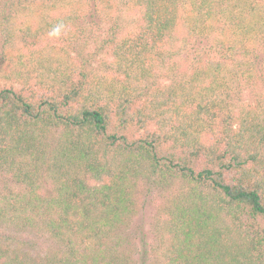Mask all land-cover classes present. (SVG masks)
<instances>
[{"label":"trees","instance_id":"16d2710c","mask_svg":"<svg viewBox=\"0 0 264 264\" xmlns=\"http://www.w3.org/2000/svg\"><path fill=\"white\" fill-rule=\"evenodd\" d=\"M0 174L1 264H133L143 179L148 264H264V0H0Z\"/></svg>","mask_w":264,"mask_h":264},{"label":"rangeland","instance_id":"374dc122","mask_svg":"<svg viewBox=\"0 0 264 264\" xmlns=\"http://www.w3.org/2000/svg\"><path fill=\"white\" fill-rule=\"evenodd\" d=\"M48 55L44 54L41 57L52 62L64 60L63 55H54L52 51ZM142 132V129L133 128L130 136L140 135ZM14 187H16L14 182L0 174V203L4 202V195L9 194V190ZM164 190L152 182L150 184L146 179L140 182L136 211L129 225L119 234L122 247L129 253L133 264H148L151 259L154 242L152 218L157 204L166 194ZM54 247L50 237L39 227L22 221L18 223L0 221V264L6 257L13 256L37 259L51 252Z\"/></svg>","mask_w":264,"mask_h":264}]
</instances>
